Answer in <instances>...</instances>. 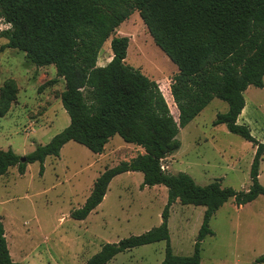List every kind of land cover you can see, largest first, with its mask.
Returning a JSON list of instances; mask_svg holds the SVG:
<instances>
[{
  "label": "trees",
  "instance_id": "obj_1",
  "mask_svg": "<svg viewBox=\"0 0 264 264\" xmlns=\"http://www.w3.org/2000/svg\"><path fill=\"white\" fill-rule=\"evenodd\" d=\"M133 12L177 68L167 89L177 121L156 82L125 63L129 39L112 36ZM0 18L8 25L0 31V38L6 40L0 51L16 49L36 67L54 66L56 79L40 89L62 79L64 90L59 99L69 118L68 126L46 144L36 145L24 161L12 150L0 149V176L15 166L23 174L26 165L34 162L40 164L41 173L44 160L57 157L68 142L101 154L117 135L143 153L106 168L70 218L85 220L102 202L111 180L123 173L140 172L141 188H166L159 226L102 244L85 264H107L119 253L160 241L166 245L160 264H200L201 243L214 236L209 222L215 213L231 199L243 206L264 197V186L258 181L264 142L256 141L247 125L237 123L247 108L244 92L249 86L263 87L264 0H0ZM110 37L112 56L107 64L98 66V54ZM16 92L13 81L3 85L0 116L9 111ZM213 99L224 102L227 110L216 114L212 126L225 125L229 133L255 148L246 191L223 188L218 181L199 186L185 173L170 174L162 169V160L180 147L179 130ZM175 202L204 208L189 256L174 255L170 246L169 209ZM255 263H264V254ZM0 264H20L10 256L1 218Z\"/></svg>",
  "mask_w": 264,
  "mask_h": 264
},
{
  "label": "rangeland",
  "instance_id": "obj_2",
  "mask_svg": "<svg viewBox=\"0 0 264 264\" xmlns=\"http://www.w3.org/2000/svg\"><path fill=\"white\" fill-rule=\"evenodd\" d=\"M8 28L0 18V31ZM112 36L129 39L125 63L156 82L171 114L177 110L167 89L176 66L154 44L137 12L121 23ZM103 44L97 62L104 66L112 56L109 43ZM6 44L0 38V48ZM56 79L52 65L36 67L19 50L0 51V91L8 81L17 87L16 100L0 116V149L19 157L46 144L69 124L59 94L62 82L40 86ZM170 93V92H169ZM247 107L239 124L248 126L251 136L264 142L263 87L249 86L243 94ZM227 105L213 99L180 129L179 149L162 160L170 174L185 173L195 184L218 181L223 188L246 191L255 148L252 143L227 131L225 125L212 126L217 113ZM143 150L115 135L101 154H94L74 142L66 143L57 157L40 164L26 165L23 174L11 167L0 176V218L12 259L20 264H85L104 243H116L140 235L161 223L167 202L164 186L143 187L140 172L124 173L110 182L102 202L85 220L70 213L84 204L96 178L106 169L130 160ZM259 184L264 186V155L259 167ZM204 208L175 202L169 209L168 231L172 253L189 256L200 228ZM214 237L201 243L200 264H255L264 254V197L259 196L238 210L233 200L226 202L209 222ZM165 242L140 246L117 254L107 264H160ZM260 264V263H257ZM264 264V263H262Z\"/></svg>",
  "mask_w": 264,
  "mask_h": 264
},
{
  "label": "crops",
  "instance_id": "obj_3",
  "mask_svg": "<svg viewBox=\"0 0 264 264\" xmlns=\"http://www.w3.org/2000/svg\"><path fill=\"white\" fill-rule=\"evenodd\" d=\"M111 58V57H110ZM97 65L98 66H100L99 65V63L97 62ZM44 67H46V66H44ZM59 80H60V82H62L63 83V80L62 79H58V82H59ZM63 85H64V83H63ZM240 116L241 115H239V117H238V119H237V123H239V119H240ZM104 150H105V148H104ZM143 153V152H142ZM128 161V160H127ZM127 173H131V172H127ZM124 174V173H123ZM126 174V173H125ZM113 180V179H112ZM111 180V181H112ZM154 187V186H153ZM255 201V200H254ZM253 201V202H254ZM252 203V202H251ZM248 204H250V203H248ZM248 204H245V205H243V206H236L235 204H234V206H236V208L238 209V210H240V209H243L244 208V206H246V205H248ZM222 208V207H221ZM213 231V230H212ZM214 232V231H213ZM214 235H215V233H214ZM212 237H214V236H212ZM11 256V258H12V254L10 255ZM13 260V259H12ZM201 261V260H200ZM254 263H255V261H254ZM255 264H257V263H255ZM260 264H262V263H260Z\"/></svg>",
  "mask_w": 264,
  "mask_h": 264
},
{
  "label": "water",
  "instance_id": "obj_4",
  "mask_svg": "<svg viewBox=\"0 0 264 264\" xmlns=\"http://www.w3.org/2000/svg\"><path fill=\"white\" fill-rule=\"evenodd\" d=\"M21 161H24L23 157H21Z\"/></svg>",
  "mask_w": 264,
  "mask_h": 264
}]
</instances>
